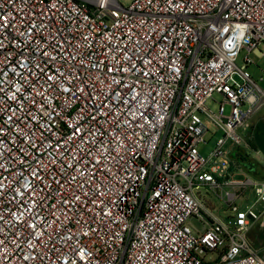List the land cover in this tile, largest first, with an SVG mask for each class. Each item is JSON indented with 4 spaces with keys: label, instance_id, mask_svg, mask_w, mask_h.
I'll list each match as a JSON object with an SVG mask.
<instances>
[{
    "label": "built area",
    "instance_id": "1",
    "mask_svg": "<svg viewBox=\"0 0 264 264\" xmlns=\"http://www.w3.org/2000/svg\"><path fill=\"white\" fill-rule=\"evenodd\" d=\"M253 57L264 0H0V264H264Z\"/></svg>",
    "mask_w": 264,
    "mask_h": 264
},
{
    "label": "rangeland",
    "instance_id": "2",
    "mask_svg": "<svg viewBox=\"0 0 264 264\" xmlns=\"http://www.w3.org/2000/svg\"><path fill=\"white\" fill-rule=\"evenodd\" d=\"M255 63L261 68L258 69L255 65L251 66L249 68V71L252 73V76L255 81H257L262 88H264V81H261V78L264 76V59H258L256 57H253ZM241 64V63H240ZM235 81L237 82H244L242 77L239 74H236L234 76ZM220 97L217 95L213 101H211L208 104V107L211 108L214 112L218 108V102H220ZM230 107H226L225 114H229ZM263 117V123H264V107L263 109L250 121H248L246 127L240 131L241 135L245 138V145H242L241 147L237 148L234 153L236 154L233 160V169H243L245 170L251 177L261 180L262 178L259 177V174L263 173V180H264V155L259 153L257 154L255 151H257V147L255 145L254 139H253V133H255L256 130L253 129L254 126H256L257 121L262 119ZM203 121L208 126L209 132L205 135V141L207 142V145L200 147L201 151L205 154H208L211 152L214 147L215 143L223 137V132L221 129H219L216 125V123L210 119V118H203ZM246 160V161H245ZM261 168H260V167ZM263 167V168H262ZM237 178H241L242 176H236ZM202 195L211 202L214 203V205L217 207V210L215 214L222 218L223 220H227L228 218V212L223 205L220 198L215 195L212 192H205L204 190L201 191ZM257 196L254 193V191L251 189L247 192L246 196L241 197L238 204L241 207L242 210L247 211L249 207H253L254 211L258 214L264 211V208L262 205H256L254 207V204L256 202ZM264 217V214H263ZM264 219V218H263ZM192 224L195 225L199 230L202 229V225L196 220H191ZM248 241L256 248H262L264 247V222L263 225L260 223H257L256 225L252 226L250 232L247 234ZM208 261H216L218 260V254L217 253H211V255L207 259Z\"/></svg>",
    "mask_w": 264,
    "mask_h": 264
},
{
    "label": "water",
    "instance_id": "3",
    "mask_svg": "<svg viewBox=\"0 0 264 264\" xmlns=\"http://www.w3.org/2000/svg\"><path fill=\"white\" fill-rule=\"evenodd\" d=\"M255 145L259 152L264 155V123L261 122L257 126V130L253 135Z\"/></svg>",
    "mask_w": 264,
    "mask_h": 264
},
{
    "label": "crops",
    "instance_id": "4",
    "mask_svg": "<svg viewBox=\"0 0 264 264\" xmlns=\"http://www.w3.org/2000/svg\"><path fill=\"white\" fill-rule=\"evenodd\" d=\"M261 122H263V117H262V119H260L259 121H257L256 126H254L253 129H254V130H257V126H258V124L261 123ZM253 135H254V133H253ZM253 135H252V136H253ZM255 152H256L257 154L260 153L259 150L255 151ZM235 155H236V154L234 153V157H235ZM245 161H246V160H245ZM259 167H260V166H259ZM260 168H261V167H260ZM262 168H263V167H262ZM244 171H245V170H244ZM245 172H246V171H245ZM246 174H248V173L246 172ZM248 175H249V174H248ZM249 176H250V175H249ZM258 176L262 178L261 180H263V173H262V174H259Z\"/></svg>",
    "mask_w": 264,
    "mask_h": 264
}]
</instances>
